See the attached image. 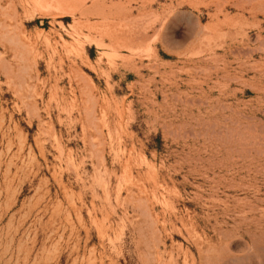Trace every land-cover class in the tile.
<instances>
[{
    "label": "rangeland",
    "instance_id": "1",
    "mask_svg": "<svg viewBox=\"0 0 264 264\" xmlns=\"http://www.w3.org/2000/svg\"><path fill=\"white\" fill-rule=\"evenodd\" d=\"M0 264H264V0H0Z\"/></svg>",
    "mask_w": 264,
    "mask_h": 264
}]
</instances>
